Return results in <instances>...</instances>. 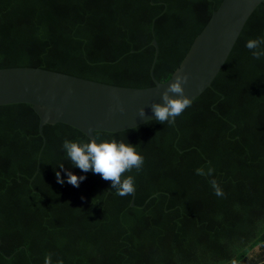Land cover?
Returning a JSON list of instances; mask_svg holds the SVG:
<instances>
[{
  "label": "trees",
  "instance_id": "trees-1",
  "mask_svg": "<svg viewBox=\"0 0 264 264\" xmlns=\"http://www.w3.org/2000/svg\"><path fill=\"white\" fill-rule=\"evenodd\" d=\"M220 1L0 0V67L151 85L170 75ZM263 24L259 2L173 124L93 130L144 157L125 174L135 179L129 196L71 165L63 142L86 143L83 132L54 122L40 134L29 103L0 104V264H44L48 254L52 264H244L255 245L264 264V57L245 46L264 37ZM65 170L85 179L74 187Z\"/></svg>",
  "mask_w": 264,
  "mask_h": 264
},
{
  "label": "water",
  "instance_id": "water-1",
  "mask_svg": "<svg viewBox=\"0 0 264 264\" xmlns=\"http://www.w3.org/2000/svg\"><path fill=\"white\" fill-rule=\"evenodd\" d=\"M264 0H221L170 75L147 86H126L85 78L39 66L0 67V104L26 102L44 123L63 122L93 139V130L117 131L155 118L153 103L181 72L188 74L184 95L193 99L208 86L230 51L244 21ZM264 36V24L262 26ZM154 47V38L150 40ZM151 73V68H149ZM170 96L175 94L169 93ZM123 107L124 111L119 109ZM143 107L145 116L138 115ZM129 204H132L130 201Z\"/></svg>",
  "mask_w": 264,
  "mask_h": 264
},
{
  "label": "clouds",
  "instance_id": "clouds-1",
  "mask_svg": "<svg viewBox=\"0 0 264 264\" xmlns=\"http://www.w3.org/2000/svg\"><path fill=\"white\" fill-rule=\"evenodd\" d=\"M246 48L250 50L253 59L259 60L264 57V37L249 39L246 42ZM188 74L181 72L175 76L173 82L161 94L163 103H153L151 110L155 115L156 122L160 124H173L176 118L182 115L186 109L192 106V99L184 95L183 85L188 83ZM165 82L162 81L161 84ZM169 93L175 94L170 96ZM124 111L123 107L119 109ZM140 117L145 116L144 108L138 109ZM149 121H145L147 124ZM100 138L94 137L84 142H73L65 139L63 150L71 165L78 167L82 172H93L99 174L102 179L110 181L111 189H115L116 195L124 197L132 195L135 191V179L131 175H125L136 169L139 172L144 164V157L137 151V145L124 143L111 139L110 141H100ZM64 168V165H59ZM66 171L67 182L74 187L85 179L84 176H76L71 171ZM214 169L209 168L207 172L203 168L196 169L197 175L212 176ZM57 182L63 184L65 181L61 178L60 172H56ZM210 184L214 194L218 197L224 196V192L215 179H211ZM44 264H52L51 254L44 258ZM56 264H63L58 260Z\"/></svg>",
  "mask_w": 264,
  "mask_h": 264
},
{
  "label": "crops",
  "instance_id": "crops-1",
  "mask_svg": "<svg viewBox=\"0 0 264 264\" xmlns=\"http://www.w3.org/2000/svg\"><path fill=\"white\" fill-rule=\"evenodd\" d=\"M257 246H253L252 250L249 251V253H247L245 255V257L243 258V260L246 261V264H263L262 261H259V257L257 256V251H255V248ZM245 261H243V263L245 264Z\"/></svg>",
  "mask_w": 264,
  "mask_h": 264
}]
</instances>
